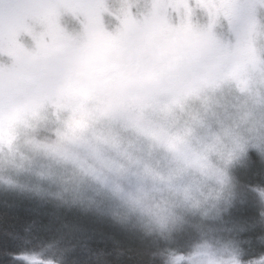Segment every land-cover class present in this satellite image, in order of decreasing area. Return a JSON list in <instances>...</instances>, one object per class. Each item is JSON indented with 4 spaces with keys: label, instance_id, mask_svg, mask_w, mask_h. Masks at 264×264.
Returning a JSON list of instances; mask_svg holds the SVG:
<instances>
[{
    "label": "rangeland",
    "instance_id": "374dc122",
    "mask_svg": "<svg viewBox=\"0 0 264 264\" xmlns=\"http://www.w3.org/2000/svg\"><path fill=\"white\" fill-rule=\"evenodd\" d=\"M242 4L252 6L248 14ZM238 57L264 58V0H0V127L50 111L55 128H67L69 152L85 167L97 165L73 142L91 117L118 122L129 108L153 104L179 73ZM238 166L247 158L233 169L237 178ZM243 197L236 188L233 206ZM81 203L125 219L106 191L90 189ZM230 215L215 228L245 231ZM194 245L188 259L196 264H240L239 247L223 236Z\"/></svg>",
    "mask_w": 264,
    "mask_h": 264
},
{
    "label": "clouds",
    "instance_id": "9594fccd",
    "mask_svg": "<svg viewBox=\"0 0 264 264\" xmlns=\"http://www.w3.org/2000/svg\"><path fill=\"white\" fill-rule=\"evenodd\" d=\"M54 116L28 113L0 127V184L58 204L80 203L90 189L106 191L125 219L167 244L186 228L213 231L236 198L233 169L250 149L264 158V58L179 73L153 104L129 108L118 122L94 115L73 142L97 165L76 160L67 128H55ZM21 255L22 264L38 259ZM189 255L169 249L161 264H196Z\"/></svg>",
    "mask_w": 264,
    "mask_h": 264
},
{
    "label": "trees",
    "instance_id": "16d2710c",
    "mask_svg": "<svg viewBox=\"0 0 264 264\" xmlns=\"http://www.w3.org/2000/svg\"><path fill=\"white\" fill-rule=\"evenodd\" d=\"M247 160L248 166L236 170L237 190L247 197L231 208L230 215L245 231L225 233L215 228L195 234L185 229L167 244L97 206L58 204L0 186V264H16L3 255L5 251L30 253L38 258L32 264H161L169 249L192 254L197 239L205 235L235 243L240 264H264V158L249 152ZM252 188L256 192L250 193Z\"/></svg>",
    "mask_w": 264,
    "mask_h": 264
},
{
    "label": "snow or ice",
    "instance_id": "6c2138e0",
    "mask_svg": "<svg viewBox=\"0 0 264 264\" xmlns=\"http://www.w3.org/2000/svg\"><path fill=\"white\" fill-rule=\"evenodd\" d=\"M239 9H240L241 14H248L251 11L252 6L247 5V4H242L239 6ZM21 254L22 252H8V251H5L3 253L5 257H10L11 261L16 262V264H19V262L25 259V257H23Z\"/></svg>",
    "mask_w": 264,
    "mask_h": 264
}]
</instances>
